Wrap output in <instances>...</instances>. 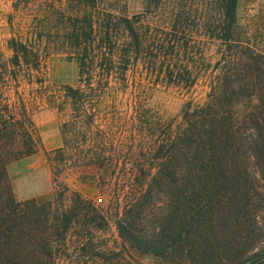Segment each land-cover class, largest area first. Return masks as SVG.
Here are the masks:
<instances>
[{"label": "trees", "instance_id": "1", "mask_svg": "<svg viewBox=\"0 0 264 264\" xmlns=\"http://www.w3.org/2000/svg\"><path fill=\"white\" fill-rule=\"evenodd\" d=\"M36 1L22 22L0 16V264H264V36L239 23L241 0H144L131 16L123 0ZM53 54L77 61L76 86L48 85ZM152 77L209 91L174 125ZM44 108L63 118L52 151L32 121ZM39 153L52 189L76 171L107 203L63 185L16 199L7 167ZM110 225L121 250L104 248Z\"/></svg>", "mask_w": 264, "mask_h": 264}, {"label": "rangeland", "instance_id": "2", "mask_svg": "<svg viewBox=\"0 0 264 264\" xmlns=\"http://www.w3.org/2000/svg\"><path fill=\"white\" fill-rule=\"evenodd\" d=\"M123 2L126 14L130 16L136 13L140 14L144 10V0H123ZM115 3H117L116 0H105L104 2L106 6L113 5L114 7ZM14 4H16L19 12L14 11ZM37 5L36 0L31 5H25V0H0V16L6 17L12 14L14 22H22L28 18L29 14H32L31 10L34 11ZM237 16L240 24L251 26L257 34L264 36V0H241ZM0 34L3 38L8 36L7 31H1V29ZM206 50L210 55H215L218 44L207 45ZM141 70L139 65V71ZM46 77L49 86H76L78 84L77 61L61 54L51 55L46 62ZM147 80L146 77V82ZM149 82L150 85L152 84L150 88L151 104L159 109L166 122H171L174 125L181 122V110L186 102L201 105L205 102L209 91L205 77H200L192 88L186 89L165 85L161 79L154 77ZM62 120V116L52 109H40L33 114L32 121L38 129L46 151H52L60 146ZM7 174L14 196L18 200L35 199L38 203L48 202L53 199L54 191L59 190L63 185L67 186L71 192L81 193L84 197L101 204V206L107 203V198L100 195L101 193L97 188L79 183V174L76 171L65 173L59 179L62 185L58 184L59 187H55V190L52 189L49 168L43 153L9 164ZM100 201L101 203H99ZM101 239L105 242L104 248L109 250L117 251L123 247V243L112 225L101 235ZM131 257L137 264H160L159 261L150 256L132 253Z\"/></svg>", "mask_w": 264, "mask_h": 264}]
</instances>
